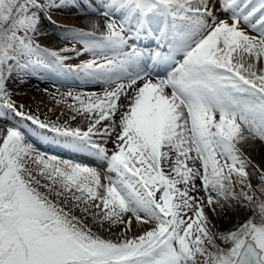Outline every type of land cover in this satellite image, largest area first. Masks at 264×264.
I'll return each mask as SVG.
<instances>
[{
	"label": "snow or ice",
	"instance_id": "6c2138e0",
	"mask_svg": "<svg viewBox=\"0 0 264 264\" xmlns=\"http://www.w3.org/2000/svg\"><path fill=\"white\" fill-rule=\"evenodd\" d=\"M253 152L264 0H0V264H264Z\"/></svg>",
	"mask_w": 264,
	"mask_h": 264
},
{
	"label": "rangeland",
	"instance_id": "374dc122",
	"mask_svg": "<svg viewBox=\"0 0 264 264\" xmlns=\"http://www.w3.org/2000/svg\"><path fill=\"white\" fill-rule=\"evenodd\" d=\"M67 24H70V23H67ZM53 39H55V37H53ZM45 41H46V40L42 41V43L47 44ZM95 90L97 91V89H95ZM95 90H94V91H95ZM19 91H20V92H23V94H19L18 96L15 97L17 103H22V104H24L26 107H27V106H31L32 110H35V108H36V104L41 103V100H43V103L41 104V111H40V114H41L42 118H43L44 115H47V116H49V117H51V118H53V119L55 118V117L52 115V113L47 112V109H48V108H52V107H53V103H52V101H49V100L44 99V98H40V97L35 96V95H32V94L29 93L27 90L20 89ZM56 111H57V112H60V111H63V109L57 107V108H56ZM63 118H64V117H61V119H63ZM48 151H49V154H55V155L62 156L61 154H56V153H54L53 151H50L49 149H48ZM251 155H252V158H253L257 163H259L260 160H261V158H262V156H264V153H261V154L258 155L257 153L253 152ZM140 231H141V230H140L139 228H137L136 223H135V221H134V222H133V231L130 232L129 235H138V234L140 233ZM105 233H106L107 235H109L107 232H105Z\"/></svg>",
	"mask_w": 264,
	"mask_h": 264
},
{
	"label": "bare ground",
	"instance_id": "6f19581e",
	"mask_svg": "<svg viewBox=\"0 0 264 264\" xmlns=\"http://www.w3.org/2000/svg\"><path fill=\"white\" fill-rule=\"evenodd\" d=\"M57 19H60L62 20L63 23L67 24V23H70V24H79L81 27H85V28H88V21L87 20H84L82 17L81 18H62V17H57ZM92 20H99L100 24H101V28H102V25H103V18L102 17H91ZM83 20V23L81 22ZM52 40H55L53 39V37L51 38ZM44 41V40H42ZM41 41V42H42ZM46 43H49L50 41L49 40H46L45 41ZM88 57H84V59H87ZM50 83H41L39 84V87L40 88H48L50 87ZM59 86V85H58ZM60 87V90L61 91H66L67 88L64 87V86H59ZM67 87H70V88H73L74 90H80V89H76L74 85H68ZM23 90H27L29 93H31L32 95H35V96H38L40 98H44V99H47L49 101H51V99L49 97H42L36 90L34 87H29V88H22ZM95 89H97V91H99L100 89L97 87V88H87L86 90L87 91H94ZM96 91V90H95ZM20 94H23V92H20ZM51 149H54V148H51ZM50 150V149H49ZM58 150V149H57ZM60 151V150H58ZM56 154H58L57 152H55ZM60 153V152H59ZM59 156V155H58ZM117 232H119V228L116 230ZM105 235H107L106 233H104Z\"/></svg>",
	"mask_w": 264,
	"mask_h": 264
}]
</instances>
